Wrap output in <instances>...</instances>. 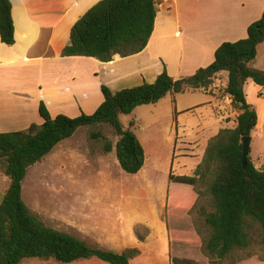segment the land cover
I'll use <instances>...</instances> for the list:
<instances>
[{
	"label": "trees",
	"instance_id": "16d2710c",
	"mask_svg": "<svg viewBox=\"0 0 264 264\" xmlns=\"http://www.w3.org/2000/svg\"><path fill=\"white\" fill-rule=\"evenodd\" d=\"M156 5L157 0H100L73 24L70 42L61 55L88 56L107 62L114 54L125 57L142 51L153 32ZM0 39L7 45L14 43L9 0H0ZM263 39L264 10L258 20L248 25L245 38L221 43L213 62L190 76L173 79L164 68L152 83L143 82L117 91L102 84L103 101L97 109L73 118L65 114L51 117L40 102L42 124L0 133V174L10 181L0 202V264H19L25 258L67 264L90 257L107 264H130L140 254L137 247L115 252L46 225L23 200L22 181L32 166L60 142L72 137L79 127L98 124L110 126L117 137L114 146L106 143L105 150L114 147L119 167L128 174L137 173L144 163V148L131 130L123 129L119 116L130 114L137 106L155 104L168 93L205 89L221 71L228 74L224 92L239 111L236 124L220 129L208 140L192 174L169 173L165 207L185 210L191 215L206 194L212 210L206 208L207 204L201 205L193 220L194 230L181 232L174 239L191 242V236L197 233L202 253L211 260L222 259L249 245L248 228L253 221L259 227L264 261V168H256L249 155L246 167L241 161V138L251 135L257 120L246 101L243 84L250 78L264 86V72L248 66Z\"/></svg>",
	"mask_w": 264,
	"mask_h": 264
},
{
	"label": "crops",
	"instance_id": "0c3cea01",
	"mask_svg": "<svg viewBox=\"0 0 264 264\" xmlns=\"http://www.w3.org/2000/svg\"><path fill=\"white\" fill-rule=\"evenodd\" d=\"M9 1L14 43L7 45L0 39V133L42 124L40 102L51 117L65 114L73 118L97 109L103 101L102 84L117 91L143 82L152 83L164 68L173 79L190 76L213 62L221 43L245 38L248 25L258 20L264 10V0H157L154 28L146 47L125 57L114 54L110 61L103 62L94 57L61 55L70 42L73 24L100 0ZM248 66L264 72V39L257 45L255 58ZM227 80V72L221 71L207 88L189 90L202 92L203 100L199 103L209 107L218 122L224 114L228 115L227 108L231 105L230 95L225 94L224 100L218 95L222 87L225 89ZM243 91L257 118L250 135L249 157L256 168L262 169L264 86L248 78ZM179 94L182 93H168L155 104L174 103L175 114H179ZM175 125L176 129L173 122L168 124L169 129L178 130V123ZM207 126L208 123L194 125L199 130ZM222 128L230 127L219 122L215 131L218 133ZM193 170L175 175H190ZM190 243L171 238L170 253L174 245L190 246ZM138 249L140 254L130 264L142 258L143 248ZM148 259L149 264L156 261L155 256ZM170 259L168 264H174L172 259L189 260L179 254L170 255Z\"/></svg>",
	"mask_w": 264,
	"mask_h": 264
},
{
	"label": "rangeland",
	"instance_id": "374dc122",
	"mask_svg": "<svg viewBox=\"0 0 264 264\" xmlns=\"http://www.w3.org/2000/svg\"><path fill=\"white\" fill-rule=\"evenodd\" d=\"M202 95L190 91L179 94V114H175L174 103L159 102L137 106L130 114L119 116L123 129L131 130L144 148L143 166L135 174L119 167L114 147L105 150L106 143L114 146L117 140L110 126L79 127L72 137L28 170L22 181L23 200L46 225L74 234L90 245L115 252L142 247V258L132 264H149L148 258L152 256L156 261L151 264H168L170 255L178 254L189 260L172 259L174 264H264L259 227L253 221L248 228L249 245L222 259L211 260L202 253L197 233L190 238L191 247L174 245L170 253L171 238L194 230L193 220L201 205L212 208L205 194L191 215L185 210L166 209L169 172L190 173L200 163L208 140L216 135L219 122L231 128L239 112L230 102L228 115L224 114L218 122L210 108L199 103ZM218 95L224 100L223 87ZM172 122L174 129L175 122L178 123V130L169 129ZM197 123L208 126L199 130L194 127ZM9 182L8 177L0 174V202ZM139 237H144V241ZM19 264L64 263L25 258ZM67 264L107 263L90 257Z\"/></svg>",
	"mask_w": 264,
	"mask_h": 264
},
{
	"label": "water",
	"instance_id": "95a60500",
	"mask_svg": "<svg viewBox=\"0 0 264 264\" xmlns=\"http://www.w3.org/2000/svg\"><path fill=\"white\" fill-rule=\"evenodd\" d=\"M250 141H251V136H244L241 138V143H242V166L246 167L247 164V156L249 155V149H250Z\"/></svg>",
	"mask_w": 264,
	"mask_h": 264
}]
</instances>
